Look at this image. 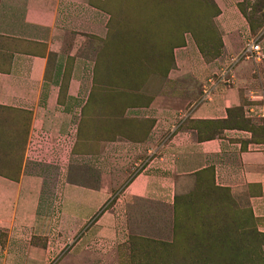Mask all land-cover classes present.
<instances>
[{"label": "crops", "instance_id": "crops-1", "mask_svg": "<svg viewBox=\"0 0 264 264\" xmlns=\"http://www.w3.org/2000/svg\"><path fill=\"white\" fill-rule=\"evenodd\" d=\"M99 1L0 0V36L16 43L0 70V108L29 118L18 173H0V264H105L100 226L110 188L72 179L76 166L95 170L101 182L115 177L106 151L122 144L94 142L87 150L73 138V116L81 113L92 85L89 62L74 43L106 35ZM220 18V57L205 59L189 40L176 50L169 75L192 79L190 107L172 110L155 101L134 110L155 116V126L144 142L124 146L135 150L150 143L162 126L171 132L157 158L126 182L120 196L170 203L192 175L211 169L219 181L232 171L233 183L255 187L249 204L264 231V30L252 34L233 9H222ZM253 44L258 59L249 57ZM182 95L179 86L172 92V98ZM235 109L263 134L233 126ZM187 120L211 127L198 132L183 126ZM39 163L54 168V178L36 168Z\"/></svg>", "mask_w": 264, "mask_h": 264}, {"label": "rangeland", "instance_id": "rangeland-1", "mask_svg": "<svg viewBox=\"0 0 264 264\" xmlns=\"http://www.w3.org/2000/svg\"><path fill=\"white\" fill-rule=\"evenodd\" d=\"M222 1L101 0L97 6L107 14L106 35L74 43L89 62L92 85L81 113L73 116V138L87 150L94 142H122L115 150L108 146L105 157L115 177L106 182L93 169L73 168L74 181L110 188L112 197L100 226L105 264H264L263 224L249 204L255 187L233 183L232 171L219 181L211 169L192 175L170 203L120 196L126 182L157 158L160 143L171 132L170 126L159 125L162 129L153 132L150 143L135 150L124 146L144 142L155 126V116L144 118L134 110L155 101L186 110L194 100L188 96L195 87L192 79L169 75L176 50L189 40L202 56H218L222 9L239 11L252 34L264 30V0ZM15 44L0 36V70L6 68ZM178 86L183 95L172 98ZM28 122L25 114L0 109L1 173H18ZM183 124L205 130L210 126L190 120ZM245 126L262 134L253 124ZM36 168L45 170L49 179L56 175L54 168L41 163Z\"/></svg>", "mask_w": 264, "mask_h": 264}, {"label": "trees", "instance_id": "trees-1", "mask_svg": "<svg viewBox=\"0 0 264 264\" xmlns=\"http://www.w3.org/2000/svg\"><path fill=\"white\" fill-rule=\"evenodd\" d=\"M219 50H220V54L218 55V56H215V57H211L210 59H214V58H218V57H220L221 56V50H222V41L220 42V45H219ZM204 57V56H203ZM10 58V57H9ZM205 59H209V58H207V57H204ZM0 109H2V108H0ZM234 113H235V115H236V120L233 122V126H235V127H242V128H245V129H249L250 128V126L249 127H246L245 126V124L246 123H248V121H246V120H244L243 118H242V116H241V114H240V112H239V110L238 109H235L234 110ZM199 124H202V125H211L210 124V122H198ZM249 124V123H248ZM210 127L211 126H209V129H210ZM194 129H197V131L199 132V131H208V130H205V129H199V128H194ZM251 129V128H250ZM261 131H263V129H261ZM262 134H263V132H262ZM206 138H208V136L206 137ZM1 173V172H0Z\"/></svg>", "mask_w": 264, "mask_h": 264}, {"label": "built area", "instance_id": "built-area-1", "mask_svg": "<svg viewBox=\"0 0 264 264\" xmlns=\"http://www.w3.org/2000/svg\"><path fill=\"white\" fill-rule=\"evenodd\" d=\"M251 51L254 53V56L253 55H250L249 57H252L254 59H258L259 58V52H260V49H259V46L256 45V44H253L251 47H250Z\"/></svg>", "mask_w": 264, "mask_h": 264}]
</instances>
